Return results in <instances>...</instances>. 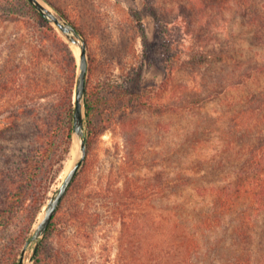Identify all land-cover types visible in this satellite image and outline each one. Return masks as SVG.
I'll use <instances>...</instances> for the list:
<instances>
[{"label":"rangeland","instance_id":"rangeland-1","mask_svg":"<svg viewBox=\"0 0 264 264\" xmlns=\"http://www.w3.org/2000/svg\"><path fill=\"white\" fill-rule=\"evenodd\" d=\"M42 1L59 16L52 5L64 13L83 32L88 59L85 103L86 98L101 103L92 120L97 134L87 147L75 187L85 177L92 191L101 187L105 191H161L162 195L143 204L147 224H167L172 205L183 206L187 212L207 211L211 199L197 197L196 187H221L232 181L231 171L239 165L243 145L251 144L249 132L264 127V121L253 117L264 115V0ZM63 39L70 44L78 66L80 52L76 54L75 45ZM40 40L28 21L0 18V64L11 59L33 66L29 70L33 76L25 72L24 77L34 81H30L32 87L5 92L4 97H40L39 112L24 116L18 129L0 138V171L15 175L26 162L29 170L38 164L16 217L0 229V252L16 245L18 261L49 199L80 159L75 137L65 154L59 126L60 106L65 101V81L54 63L59 50L52 44L51 62L37 69L44 64L36 52ZM239 82L245 84L234 86ZM114 88L126 94L117 95ZM241 110L251 112L235 116ZM38 118L43 120L38 122ZM237 122L247 128L244 137L236 133ZM73 148L75 157L65 172ZM128 150L135 153L133 164L128 163ZM86 162L89 166L84 169ZM196 163L202 165L193 183L174 187L175 173ZM170 191L178 192L171 195ZM131 215L130 227L121 235L119 220L93 231L86 244V264H135L133 247L142 235L135 228L137 213L133 210ZM254 227L250 247L257 251L264 248L263 216L256 218ZM144 238L145 243L151 240L148 235ZM20 240L24 242L17 246ZM33 248L30 243L25 254L28 262Z\"/></svg>","mask_w":264,"mask_h":264},{"label":"trees","instance_id":"trees-1","mask_svg":"<svg viewBox=\"0 0 264 264\" xmlns=\"http://www.w3.org/2000/svg\"><path fill=\"white\" fill-rule=\"evenodd\" d=\"M52 7L83 37V32L73 21L53 5ZM0 18L26 20L31 23L33 31L41 36L36 52L38 59L44 64L40 67L38 65L37 69H42L43 65L47 66V63L51 62L49 53L52 44L59 50V56L54 63L57 64L65 81L63 87L65 101L60 106L59 126L63 130L65 146H67L65 154H68L74 138L73 96L78 68L70 44L64 41V35L61 33L60 35L57 28L51 25L27 0H0ZM137 18L140 22V18ZM142 32L145 41L146 36L144 31ZM25 67L27 66L20 63L15 64L11 59H3L0 64V138L18 129L21 118L27 115L32 116V114L35 116L40 110L38 105L40 97L31 95L23 98L4 97L7 92L17 88L33 86L30 81H34L32 79L26 81L24 77L25 72H30L33 76V71H29L33 66H28L29 69ZM244 84L245 82H239L234 86ZM114 89L118 91L117 95L126 94V91ZM100 109L99 99L90 101L86 98L85 120L88 124L86 130L88 148L97 134L92 120L96 111ZM249 111L251 112V110L238 111L235 116ZM253 117L261 122L264 121V115L259 118L257 115ZM236 119L238 117H235ZM239 119L243 122L241 117ZM42 120L38 118V122ZM238 126L239 122L235 124V127ZM239 128L236 133L244 137L243 133H248L247 128L243 129L242 125ZM249 133L251 144L243 145L244 148L237 157L239 165L233 167L231 171L233 180L221 187L215 185L202 187L205 191L196 187L197 197L211 199L209 209L195 213V211H185L183 206L172 205L170 221L167 224L158 222L147 224L149 216L146 214V208H143V204L149 203L151 197L156 198L162 195L161 191L133 190V188L125 191L120 189L105 191L102 187L98 191H92L85 177L75 187L79 177L77 175L59 205L45 237L40 242L37 253L32 259L33 264H86L88 257L86 244L93 236V231L96 228L100 229L105 223L119 220L123 227L120 235L123 234V231H127V227H130L129 221H131L133 210L137 213L135 219L141 222L140 224L137 222L135 228L142 235L133 247L136 251L135 264H264V248L259 247L256 251L250 247L255 233L256 218L264 217V127L259 130L253 129ZM127 156L130 158L128 163L133 164L135 156L133 150H128ZM87 165L89 166L86 162L83 168L85 169ZM200 165L202 163L190 164L187 168H185L186 165L181 167L175 173L174 187L191 185L192 178L198 175ZM30 166L26 162L15 175L0 171V229L7 227L16 217L20 200L24 198L28 185L35 180L38 164L29 170ZM190 173L194 174L188 176ZM73 189L75 191H72ZM177 192L170 191V194L174 195ZM43 203L37 204L30 220L29 230L35 223ZM187 215L190 217L187 218ZM145 235L151 238L147 243L142 241ZM220 236L222 238H219ZM23 242V240L18 241L17 246L22 245ZM15 246L12 245L10 249L6 248L0 252V264H18Z\"/></svg>","mask_w":264,"mask_h":264},{"label":"water","instance_id":"water-1","mask_svg":"<svg viewBox=\"0 0 264 264\" xmlns=\"http://www.w3.org/2000/svg\"><path fill=\"white\" fill-rule=\"evenodd\" d=\"M51 25L55 26L66 39L79 48L78 75L75 87V101L73 110V131L74 137L79 144L80 159L68 171L63 183L49 199L42 219L36 225L30 241H27L22 249L18 264H26L25 254L30 243H34L32 256L29 262L33 264V257L36 255L41 240L45 237L47 230L53 221L58 207L68 192L71 184L79 173L88 155L86 143L87 123L85 120V97L87 85V43L78 34L75 27L57 13L52 11L42 0H27Z\"/></svg>","mask_w":264,"mask_h":264},{"label":"bare ground","instance_id":"bare-ground-1","mask_svg":"<svg viewBox=\"0 0 264 264\" xmlns=\"http://www.w3.org/2000/svg\"><path fill=\"white\" fill-rule=\"evenodd\" d=\"M44 5H45V3H44ZM74 49H75V52H76V54H78V46H75L74 47ZM75 148H73V150H72V159L70 160V162H69V165H68V167H67V169L65 170V172H67L68 171V169H69V166L72 164V160H73V158L75 157ZM70 170V169H69ZM26 264H30L28 261H26Z\"/></svg>","mask_w":264,"mask_h":264}]
</instances>
